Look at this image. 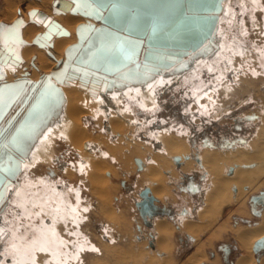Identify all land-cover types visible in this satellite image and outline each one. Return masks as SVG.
<instances>
[{"label":"bare ground","instance_id":"bare-ground-1","mask_svg":"<svg viewBox=\"0 0 264 264\" xmlns=\"http://www.w3.org/2000/svg\"><path fill=\"white\" fill-rule=\"evenodd\" d=\"M21 1L23 0H3L0 6V23L10 25L17 18H22L26 23L20 30L23 43H17L14 40L15 33L11 31L7 33L6 28L0 33V43L4 47L2 52L5 53L6 49H10V52L13 51L22 59L20 62L12 60L10 62L12 64H1L2 82L13 81L23 74L31 81H36L42 75L48 74L53 70L57 61L64 59L66 47L76 42L77 25L85 22L83 17L72 15L69 9L64 7V5L71 7L68 0H27L25 12L19 8ZM55 1H60L59 7L64 10L62 13L54 11ZM238 2L244 5V0H238ZM253 2L254 8L258 7L264 12V6L258 0H253ZM228 9V0H224L215 32L210 41H207L197 51L183 57L182 61L143 81H122L110 89H106L101 83L96 86L82 84L78 79L69 80L60 85L63 103L58 113L36 137L34 148L19 164L22 177L27 175L25 168L33 166L37 161L55 164L56 159L51 156L49 143L56 138L66 140L79 156L77 167L82 175L80 182L88 184L86 189L99 199L100 204H103V207L99 204L102 207L101 211L105 212L120 231L119 233L124 232L121 231L127 219L125 221V216L119 215L120 212L116 214L115 208L110 207L108 195L114 194L110 193V187H114L110 186L107 174L116 177L119 168L127 176L132 170L131 166L135 164H133L134 159L138 158L142 162L138 174L139 184L149 189L150 194L155 198V203H165L172 197L168 191L169 186L167 188L165 186L166 175L172 178L177 175L178 171L182 174H189L190 171L201 170L204 174L203 203L195 210L194 215L197 219L184 215L180 216L175 224L164 216L153 217L151 223L154 231V248L150 251L144 249L146 240L143 241L139 237L135 243L132 241L133 237H130L125 247L101 241L98 244L93 243L88 236L89 233L86 234L81 226L86 217L83 212L86 211L87 206L81 203L83 198L79 195L80 189L72 186L70 190L68 189L69 191H65L60 183L50 180L57 175V172L49 167L47 171L49 179L46 177L23 178L20 181L14 179L7 189L6 197H10L5 198V203L0 205L2 207L0 214L11 208L10 201L15 203L26 218V224L32 227L33 238L25 241L23 231L19 232L14 228H9L8 230L11 231L8 234L6 227L0 223V247L4 244L1 236L5 233L9 236L6 235L4 241L10 245L9 249L6 246L0 249V264H85L84 255L88 256L89 261L87 262L90 264H204L211 263L209 250H212L214 243L228 238L234 241L238 251L233 264H264V254L257 256L253 253L254 244L264 238V207L260 210V216L251 220L247 203L252 194L264 189V115L247 141L231 148L200 145L196 150L191 146L190 139L181 126H176L175 123L161 124L158 121H148L150 124L148 140H134V143L130 144L127 141L122 142L123 138H119V136L132 138V136L124 135L129 130L125 123L139 126L132 118L130 120L125 115L131 113L129 102L136 101L142 108L152 112L156 106L155 88L162 84L166 86L175 79L190 82L187 84L191 87V94L196 102H199L202 95L207 101L210 100L209 105L200 102L201 107L218 111L220 103L216 102L214 92L209 90L204 94H198L195 91L196 86L192 88L191 81L201 71V67L212 71L216 68L215 65L219 66L217 64L219 57L227 56L229 60V53L236 52V50L242 54V48L235 47L232 41L226 39V35H221L220 39L223 38L224 42L221 41L220 48H217V31L220 21L223 19L228 24L230 23V17L227 19ZM30 10L44 14L37 16L41 22L46 23L47 18L56 21L69 32V35L57 37L52 34L50 39L52 46L45 49L33 45V38L37 34H42L47 28L39 22H29L28 12ZM91 22L96 26L99 25L92 20ZM4 34L8 37L7 43L3 42L2 35ZM47 51L52 53L53 57L49 56ZM212 51L213 54L210 55ZM258 52L263 54L264 48ZM220 87L227 94L232 91L228 82L223 81ZM110 97L112 99L109 100ZM93 102L98 104L99 115L102 117L101 122H106L105 126L109 127L110 133L118 136L116 142L109 144L105 139H100L98 136L100 133L92 136L85 129L86 126H82L81 118L87 115L86 111H91ZM108 106L112 108L107 109ZM227 111L229 109L224 108L222 112ZM105 126L104 130L107 129ZM95 146H97L96 151L99 155L92 156L94 151L92 149ZM194 156L198 158L200 166L193 159ZM175 157L180 160L177 168L173 164ZM114 162L118 163V168L112 165ZM135 166L137 167L136 164ZM229 168L233 169L231 174L227 173ZM65 174L69 179L74 177L69 171ZM69 197H74L75 200H69ZM232 219L236 222L233 223ZM240 219H246L248 223H240ZM60 224L64 226V233L70 237L64 236L63 229H59ZM175 232L187 235L188 239L193 240L191 252L183 257L184 260L177 261V263L173 258V253L177 248L173 240ZM133 234L132 236L136 235V233ZM11 236L15 239H11ZM128 237L126 235V238ZM219 262V256L214 255L212 263L219 264Z\"/></svg>","mask_w":264,"mask_h":264},{"label":"rangeland","instance_id":"rangeland-1","mask_svg":"<svg viewBox=\"0 0 264 264\" xmlns=\"http://www.w3.org/2000/svg\"><path fill=\"white\" fill-rule=\"evenodd\" d=\"M258 1L264 6V0ZM2 2L3 0H0V6ZM27 2V0H23L19 4V8L22 11L24 10L23 12L26 11L24 8L26 7L25 5ZM228 5L229 9L227 12V19L230 17V23L228 24L227 21H223V19L220 21L217 31V48H220L221 41L224 42L223 38L220 39L221 35H226V39L232 41V44L235 47L239 46L242 48V54H240V51L237 52L236 50L237 53H229V60H227V56L223 58L219 57V62L217 61L219 66L215 65L216 68L212 71H209L206 67H201V71H199L198 75L194 76L195 78L191 81L193 86L192 88H195L194 86H196L195 91L198 94H204L209 92V90L214 92L216 96L215 98L217 99L216 102L220 103L218 111L211 110V108L204 109L201 107L200 102H203L204 105H209L208 101L210 100L207 101L204 95H202L199 102H196L191 94V87L187 84L190 82H185L183 79H175L174 81L172 80L167 83L166 86L162 84L161 86L155 88L154 98L156 100V106H154L152 112L142 108L136 103V101L129 102L131 106V113H126L125 115L127 118H130V120L132 118L140 127L135 124L131 125L130 123H125V125L129 127V130H127L124 135H128V137L132 136V138L130 137L129 139L119 136V138H123L122 142L127 141V143L133 144L134 140H148V135L150 133V124L148 123L150 121H158L161 124L167 125L175 123L176 126H181L188 135L191 146H193L196 150H198L200 145H211L213 147L220 145L221 148H231L239 143L246 142L247 139L254 133L257 125L260 123V120L264 115V53L262 54L258 52L264 48V12L258 9V7H253V0H244L245 6L238 2V0H228ZM212 54L213 51L210 55ZM218 78L220 80H218ZM223 81L228 82L231 86L232 91L228 94L223 92L220 87ZM110 99L112 98L110 97L109 100ZM91 106L93 107L91 111H86L87 115H84L81 118L82 126H86L85 129H87L92 136H97L100 133L98 136H100L101 140L105 139L109 142V144L116 142L118 140V136L110 133V129H108L109 127L105 126L107 125L106 122H101L102 117L99 115L100 110L97 108L98 104L93 102ZM108 107L109 108H106H112L110 106ZM197 108L200 111L197 110ZM224 108L229 109V111L222 112ZM99 123L102 125L100 126ZM104 126L107 129L104 130ZM49 145H51V156L56 159L54 162L55 164L49 162V165L48 162L37 161L40 163L36 162L37 164L35 163L31 167L27 169L25 168V170H27V175L22 177L23 175L19 171L15 179H18L19 181L23 178L36 179V177H46V179H49L50 176L47 174V171L48 168L51 167L57 172L56 176L50 178L51 181L54 180L55 182L60 183L61 187L65 191L68 189L70 190V187L72 186L80 189L79 195L83 198L81 203L87 206L86 211L83 212L84 216H86L84 217L85 220H83L84 225L82 223L81 226L83 231L85 230L84 232L86 234L89 233L88 236L93 243L98 244L103 242L125 247V243L128 242L130 237H133L132 241L134 243L137 242V238L139 237L142 238L143 241L146 240L144 247L145 250L150 251L154 248V231L151 223L153 218L146 217V223V221L140 216L139 209L136 206V202L141 201L140 191L146 187L142 186L141 183L139 184V169L135 166L134 161V165L130 168L134 170V172L131 170L127 176H125L123 171L118 168L119 165L116 162L112 163V165L114 167L116 166L115 168H118V175L116 177H111L107 174L110 186L113 185L112 187H114H110V193L113 192L114 194L108 195L111 203L110 207H113L112 209L115 208L114 212L116 211V214H119L118 212H120L119 215L125 216L124 220L127 219V222L123 224L124 229H127H123L121 232H124L119 233L120 231H118L116 226L113 225V222L110 221L105 212L101 211L103 204H100L99 199L90 194V192L86 189L88 184L86 182H80L82 175L77 167L79 156L75 153V149L68 145L66 140L58 138L55 140L53 139ZM96 148L97 146L92 149L94 150L92 152V156L99 155ZM173 164L177 168V165L174 162ZM197 164L200 166L199 163ZM66 170L74 175L72 179H69L66 176ZM176 174L177 175L172 178L169 175H166L167 180L165 181L166 188L169 186L168 191L171 194L172 199L170 198L165 203L157 202L156 204L163 206L170 212V214L175 216L174 218H178V220L180 216H184L183 214L186 216H193V219H197V216L194 215L195 210L203 203V171L199 170L189 172V174H194L195 177H197L198 189L195 187L196 190L194 196H191L185 191V188H188V186L190 188L191 185L186 182V180H182V176L188 174H182L179 171ZM114 190H116L117 193ZM261 193L264 194V189L252 194L247 200L251 220H254L257 216L251 212L250 206L252 205L256 210H259L261 207L258 203L252 202L251 197ZM8 197L10 196H7L6 198ZM69 200L74 201L75 199L74 197H69ZM9 205L11 208L0 214V223L6 227L8 234L11 231L8 229L14 228L17 229V231L19 230V232L23 231L22 234L25 241L32 239V227H30L29 224H26V218L22 215L23 213L21 212L20 207L12 201H10ZM165 217L171 220L169 216ZM178 220L176 222L174 220L173 223L177 224ZM241 220L243 219H240V223H248L246 219L245 220L247 222H243ZM232 221L233 223L236 222L234 219H232ZM130 225L132 227H128ZM59 226H61V224ZM61 227H59V229H63L62 232L64 236L70 237V235L64 233V226L62 225ZM133 233H136V235L132 236ZM8 234L5 233L4 236H1V240L4 244L3 246L1 245L0 249L5 246L7 249L10 248V245L4 241V238H6L5 236ZM126 235L127 237L129 235V237L126 238ZM122 237H125L127 241ZM174 237L173 240L177 248L175 247L176 250L173 253V258L176 259L174 260L176 261L175 263H177V261L184 260L183 257H186L191 252L193 249V240L188 239L187 235H182L178 232H175ZM11 239H15V237L11 236ZM209 251L211 263L204 264H215L212 263L214 255L219 256V264H233L235 258L238 256L237 247L231 238L215 242L212 250ZM86 253L89 254L88 252ZM260 254H264V246L261 247L259 255ZM83 257H85L84 263L87 264V260L89 261L88 256L84 255Z\"/></svg>","mask_w":264,"mask_h":264},{"label":"water","instance_id":"water-1","mask_svg":"<svg viewBox=\"0 0 264 264\" xmlns=\"http://www.w3.org/2000/svg\"><path fill=\"white\" fill-rule=\"evenodd\" d=\"M223 1L80 0L77 3L68 0L71 7H64L72 15L83 17L85 22L77 25L76 42L66 47L64 59L57 61L52 71L36 81L24 74L13 81H1V64L22 59L10 49L2 52L4 47L0 43V205L5 203L7 189L20 171L21 160L32 151L36 137L58 113L63 103L60 85L78 79L82 84L96 86L101 83L110 89L122 81H143L162 72L212 39ZM53 5L56 13L64 11L59 7L60 1ZM37 13L36 10L28 12L29 22H39L47 29L33 38V45L45 49L52 46V34L57 37L69 35L52 19L41 22L37 16L44 14ZM25 24L22 18L10 25L0 23V33L6 28L7 33H15L17 43H23L20 30ZM2 36L3 42L7 43L8 37ZM102 51L104 56L99 55ZM47 54L53 57L49 51ZM113 55L119 56V62L112 61ZM193 159L200 164L196 156ZM173 161L179 165L178 157ZM134 162L140 170L141 160L135 158ZM232 171L229 168L227 173ZM140 197L136 206L147 223L146 217L153 218L161 211L156 208L155 198L148 188L140 191ZM251 201L261 204L259 210L250 206L251 212L259 217L264 207V194L251 197ZM263 246L264 238L254 244V253L259 255Z\"/></svg>","mask_w":264,"mask_h":264},{"label":"flooded vegetation","instance_id":"flooded-vegetation-1","mask_svg":"<svg viewBox=\"0 0 264 264\" xmlns=\"http://www.w3.org/2000/svg\"><path fill=\"white\" fill-rule=\"evenodd\" d=\"M196 178L197 177H195L194 174H188V175L182 176V180H186V182H188L193 187L192 188L190 186V188H189V186H188V188H185V191L188 192V194H190L191 196H194L195 195V190L197 188V179ZM203 181H204V179H203ZM155 205H156V203H155ZM259 205H261V204H259ZM156 206H157L156 208L161 211L160 213L157 214V216H164V217L165 216H169L171 218V221H174V220L177 221L178 220V218H174L175 216H173L172 214H170V212L167 209H165L163 206H159V205H156ZM183 215H185V214H183Z\"/></svg>","mask_w":264,"mask_h":264},{"label":"snow or ice","instance_id":"snow-or-ice-1","mask_svg":"<svg viewBox=\"0 0 264 264\" xmlns=\"http://www.w3.org/2000/svg\"><path fill=\"white\" fill-rule=\"evenodd\" d=\"M76 2L79 3L80 0H76ZM0 29H2V26H0ZM99 55H100V56H104V52H103V51L100 52ZM110 58L112 59V61H113L114 63L119 62V56H118V55H113V56H111Z\"/></svg>","mask_w":264,"mask_h":264}]
</instances>
